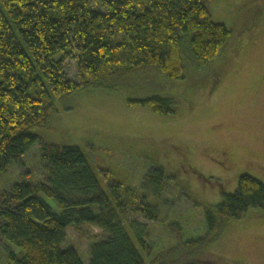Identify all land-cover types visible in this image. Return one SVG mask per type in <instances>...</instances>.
Returning <instances> with one entry per match:
<instances>
[{
  "label": "trees",
  "instance_id": "1",
  "mask_svg": "<svg viewBox=\"0 0 264 264\" xmlns=\"http://www.w3.org/2000/svg\"><path fill=\"white\" fill-rule=\"evenodd\" d=\"M209 1L0 0V175L10 167L24 169L22 159L36 142L41 169L40 180L22 179L0 191V234L11 245L9 263L147 264L152 248L146 224H124L115 209L130 205L144 219L157 220L160 207L147 197L157 198L164 189L163 169L147 171L141 192L113 180L104 192L81 149L46 141L33 130L45 126L56 102L81 90L115 91L138 75L146 78L148 68L178 79L185 66L194 72L209 66L231 35L212 19ZM70 58L77 79L65 71ZM127 100L161 116L176 111L170 95L151 92ZM201 207L205 233L179 240L166 253L171 261L164 254L152 264H229L220 257L178 258L205 252L249 209L264 210V183L241 173L232 193ZM73 222H88L104 233L89 245L85 259L63 246Z\"/></svg>",
  "mask_w": 264,
  "mask_h": 264
},
{
  "label": "rangeland",
  "instance_id": "2",
  "mask_svg": "<svg viewBox=\"0 0 264 264\" xmlns=\"http://www.w3.org/2000/svg\"><path fill=\"white\" fill-rule=\"evenodd\" d=\"M208 7L212 19L231 30L224 50L209 66L199 72L185 66L178 79L148 68L146 78L138 75L115 91L81 90L56 102L45 126L33 130L46 141L81 149L104 192L109 180L141 192L147 171L153 166L163 169L168 176L164 189L157 198L147 195L150 204L160 207L157 220L144 219L130 205L115 209L124 224H146L152 248L147 264L157 262L179 240L201 237V206L219 204L223 194L235 190L241 173L264 183V0H210ZM65 71L77 79L74 59L66 60ZM151 92L170 95L174 115L161 116L127 102ZM22 160L24 169L10 167L0 175V191L22 179H41L37 142ZM48 202L58 211L51 199ZM66 234L63 246L73 247L84 259L89 245L104 235L88 222L69 224ZM10 246L0 234V264H12ZM180 257L264 264V210L249 209L205 252Z\"/></svg>",
  "mask_w": 264,
  "mask_h": 264
}]
</instances>
